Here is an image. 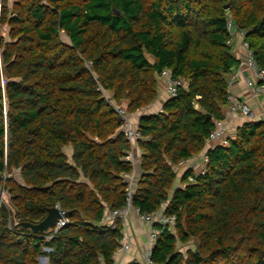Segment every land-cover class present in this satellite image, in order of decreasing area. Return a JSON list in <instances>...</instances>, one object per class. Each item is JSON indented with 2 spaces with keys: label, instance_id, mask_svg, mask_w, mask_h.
I'll use <instances>...</instances> for the list:
<instances>
[{
  "label": "trees",
  "instance_id": "16d2710c",
  "mask_svg": "<svg viewBox=\"0 0 264 264\" xmlns=\"http://www.w3.org/2000/svg\"><path fill=\"white\" fill-rule=\"evenodd\" d=\"M229 16L264 70V0H0V171L19 221L10 228L0 213V264L112 261L123 227L101 222L125 206L133 165L106 95L139 113L160 99L164 68L185 87L137 119L133 205L153 212L168 201L177 217L159 226L152 263L264 264L263 120L235 126L207 150L204 172L189 169L175 185L179 163L202 153L225 117L240 63ZM57 205L69 223L51 240L20 225Z\"/></svg>",
  "mask_w": 264,
  "mask_h": 264
},
{
  "label": "built area",
  "instance_id": "2783aa9c",
  "mask_svg": "<svg viewBox=\"0 0 264 264\" xmlns=\"http://www.w3.org/2000/svg\"><path fill=\"white\" fill-rule=\"evenodd\" d=\"M227 28L231 35L228 44L232 47L235 37L241 38L242 53L240 56V63L237 68L228 76V107L225 111V117L217 120L214 128L211 130L207 139L210 147L216 145H226L231 136V123L233 119L245 120H263L264 121V70L258 66L254 59L253 51L250 49L249 42L246 39V32L240 29L234 22L233 18L229 16ZM246 72L248 75H244ZM159 81L161 92L167 98H175L178 96L179 90L186 85L184 78L175 77L169 68H164L159 74ZM239 81L243 82L245 89H247L251 98L255 100L258 110L254 109L251 104L241 98L236 93L237 84ZM106 94V93H104ZM106 99L112 105L116 112L123 120V130L126 139L131 145L130 151L126 154L125 159L132 163L133 169L130 173L125 174L127 179L126 187V204L119 209L108 210L102 218V224L110 229H116L119 225L125 227L131 216H137L143 223L149 226L148 241L145 246L143 261L131 260L125 262L119 259L118 256H126L132 249L129 237L123 234L122 241L118 248L112 254V261L110 263L102 262L101 264H153L151 260L152 252L158 236L160 234L159 226H174L177 220L176 215L166 213L168 201L161 203V206L153 212H142L140 208L133 205V194L135 192L136 173L138 171L139 162L135 156V150L138 148V141L142 139V133L138 127V121L134 120L135 113L128 112L126 106L116 104L111 95H106ZM208 162L207 153L202 156L198 161L192 162L183 160L178 165V171L181 169L185 171L191 169L196 172H204L205 166ZM10 174L7 171H0V213L6 210L9 213L8 226L12 228L14 225L19 224L18 219L14 217V204L6 186L7 178ZM190 181H194V177H190ZM56 207H59L57 205ZM61 210L62 218L58 219L55 226L51 228L43 237L46 241L51 240L55 234L69 223L64 210ZM49 251L50 248L45 247ZM48 264V257L42 256L40 261Z\"/></svg>",
  "mask_w": 264,
  "mask_h": 264
},
{
  "label": "crops",
  "instance_id": "0c3cea01",
  "mask_svg": "<svg viewBox=\"0 0 264 264\" xmlns=\"http://www.w3.org/2000/svg\"><path fill=\"white\" fill-rule=\"evenodd\" d=\"M232 52L237 58H239L241 56V53H242L241 38H239L238 36L235 37V39H234V44L232 46ZM244 75L247 76L248 74L246 72H244ZM236 93L241 98L247 100L254 109H256V110L259 109L255 100H253L251 98L247 89H245L242 81L238 82L237 88H236ZM166 98H167L166 95L163 92H161L160 99H158L156 102H154L148 108L141 110L139 113L136 112V114L134 116V120L136 121L139 118V116L141 114H144V113L152 114V113H157L159 111H162L163 101ZM242 122L243 121L241 119H233V121L231 123L232 130H235V126L241 124ZM209 148H211V147L207 143L206 148L202 153L194 156V158L192 160H188V161L195 162V161L200 160L202 158V156L207 153V150ZM140 155H141V151H140V149L137 148L135 150V156H136V159H138L137 160L138 162L140 161ZM185 172L186 171L184 170V172H183L182 169L179 171L177 180L175 182L176 186L182 185V176ZM122 231H123V234H125L129 237V240L131 241L132 249L129 252V254H127L126 256L119 255L118 258L123 259L125 262H130L131 260H137L139 262L143 261L145 246H146L147 241H148L149 226L147 224L143 223L137 216L133 215L129 219L128 224L125 227H123Z\"/></svg>",
  "mask_w": 264,
  "mask_h": 264
},
{
  "label": "water",
  "instance_id": "95a60500",
  "mask_svg": "<svg viewBox=\"0 0 264 264\" xmlns=\"http://www.w3.org/2000/svg\"><path fill=\"white\" fill-rule=\"evenodd\" d=\"M226 9L229 8V5L225 6ZM116 14H120L119 10L115 9ZM62 213L59 207L49 208L47 216L39 223L33 224L30 222H21L20 225L30 229L35 234H42L48 232L51 228H53L58 221V219L62 218ZM45 261V260H44Z\"/></svg>",
  "mask_w": 264,
  "mask_h": 264
},
{
  "label": "rangeland",
  "instance_id": "374dc122",
  "mask_svg": "<svg viewBox=\"0 0 264 264\" xmlns=\"http://www.w3.org/2000/svg\"><path fill=\"white\" fill-rule=\"evenodd\" d=\"M234 131H235V130H232V129H231V131H230L231 135L234 133ZM179 247H180L182 250H186V249L189 247V245H186V246H182V245H180ZM41 264H42V262H41ZM45 264H47V261H45Z\"/></svg>",
  "mask_w": 264,
  "mask_h": 264
}]
</instances>
